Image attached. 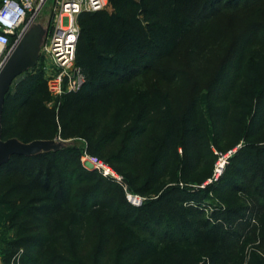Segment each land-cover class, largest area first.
<instances>
[{
	"label": "trees",
	"instance_id": "trees-1",
	"mask_svg": "<svg viewBox=\"0 0 264 264\" xmlns=\"http://www.w3.org/2000/svg\"><path fill=\"white\" fill-rule=\"evenodd\" d=\"M248 1L111 0L112 11L82 13L78 17L76 64L86 83L80 90L66 93L58 106L49 107L48 82L41 69L35 67L34 74L17 83L6 97L3 139L16 138L24 143L50 141L59 129L65 140L83 134L87 130L86 117L93 108L105 109L114 104L122 86L147 71L168 79V70L161 59L175 54L197 21L214 18ZM255 28L259 31L262 26ZM260 73L264 82V63ZM219 81L217 77L214 83L217 85ZM214 90L219 92L218 88ZM165 108L161 102L147 118L158 142L155 159L147 168L152 186L158 173L168 167L170 155L179 167L182 180L189 179L198 169L205 147V125L196 120L193 106L183 113ZM257 114L259 118L254 124H264V95ZM8 120H12L11 125ZM137 144L127 153L133 165L140 162L137 153L140 144ZM77 162L76 157L60 150L31 157L13 156L0 167V196L12 211L10 222L17 228L8 262L21 250L41 253L43 237L36 234L43 229L52 233L57 221L72 219L73 208L55 181L58 164L68 168ZM232 162L234 165L227 167L228 172H237L242 185L230 179L224 185L241 196L238 201L242 198L245 203L240 205L236 201L212 208L210 214L203 208L205 198L201 191L194 192L188 186H170L156 198L136 207L125 200L130 189L125 190L124 185L101 174L82 177L78 183L90 185L82 193L79 212L84 214L89 206H99L114 213L116 222L108 231H95L98 254L111 259L118 252L123 264H140L152 253L153 245L149 241L138 243L129 235L122 239L117 224L125 223L146 232L160 244L192 243L190 257L205 258L207 264H256L246 263L243 252L244 244L251 239L259 243L256 248L264 253V148L257 158L239 152ZM236 164L244 165L245 171ZM18 178L22 181L10 182ZM123 207L125 213H121ZM258 231L262 234L258 235ZM47 264L65 262L53 259Z\"/></svg>",
	"mask_w": 264,
	"mask_h": 264
},
{
	"label": "rangeland",
	"instance_id": "rangeland-1",
	"mask_svg": "<svg viewBox=\"0 0 264 264\" xmlns=\"http://www.w3.org/2000/svg\"><path fill=\"white\" fill-rule=\"evenodd\" d=\"M105 3V10L112 11L111 0H105ZM49 21L48 6L34 25L47 30ZM256 25H261V30L256 31ZM14 43L13 40L10 48ZM263 63L264 0L242 2L238 8L225 10L208 20L197 21L182 39L175 54L161 59V64L168 70V79H163L153 71L144 72L121 87V95L114 104L105 109L97 106L93 108L86 117L87 130L83 134L65 140L59 129L53 140L64 145L61 149L63 152L78 159L75 166L68 168L58 164L55 181L67 204L73 208V215L68 222L57 221L54 232L43 229L36 234L43 237L41 253L21 250L14 254L10 262L7 261L17 228L10 222L12 211L3 204L0 196V264H47L53 259H60L65 264H123L118 252L111 259L98 254V233L95 231H108L116 223L113 221L114 213L99 206H89L84 214L79 212L82 193L90 185L78 183L79 180L101 174L92 160H99L118 179H122L125 190L130 189L125 194V200H128L129 195L137 196L142 199L141 206L170 186H188L194 192L201 191L205 198L203 208L208 214L212 208L225 207L236 201L244 205L245 200L241 198L238 201L241 196L232 193L224 182L230 179L242 185L237 172H228L227 167L233 164L232 158L239 152L257 158L264 148V124H254L256 119L258 121L257 113L264 95V82L261 81L260 73ZM44 65L45 59L40 51L36 69L43 72ZM33 70L19 76L10 90L27 76L33 75ZM217 77L220 81L216 85L214 80ZM214 87L219 89L218 93ZM211 88L214 91L211 92ZM63 97L52 95L47 105L56 107ZM161 102L165 109L181 113L193 106L196 120L205 125V147L200 155V165L189 179L182 180L179 167L173 155H170L168 167L158 173V179L152 186L148 182L147 168L155 159L158 142L147 118ZM11 123L12 120H8V125ZM135 143L140 144H137L139 165L130 164L132 157L127 154ZM225 157L224 169L217 174V166ZM133 161H136L135 158ZM236 167L245 171L242 164H236ZM108 179L120 184L114 177ZM15 181L22 179L10 180ZM92 203L91 200L90 205ZM121 213H125L124 207ZM117 227L122 239L129 235L135 242L152 243V253L140 264H207L205 258L190 257L192 243L160 244L156 238H151L139 228L125 223L117 224ZM259 234L262 232L258 231ZM258 244L251 239L244 244L246 263L264 264V253L257 250Z\"/></svg>",
	"mask_w": 264,
	"mask_h": 264
},
{
	"label": "built area",
	"instance_id": "built-area-1",
	"mask_svg": "<svg viewBox=\"0 0 264 264\" xmlns=\"http://www.w3.org/2000/svg\"><path fill=\"white\" fill-rule=\"evenodd\" d=\"M139 2L140 0H135ZM49 6L50 21L41 51L45 59L44 77L51 96L62 98L66 93L80 90L86 78L76 64L77 43L80 35L78 17L82 13L105 10V0H1L0 1V70L12 48L34 26L43 10ZM14 40L12 48L11 43ZM222 159L217 174L225 166ZM95 168L105 177H114L120 184L122 179L99 160H92ZM223 164V165H222ZM129 202L140 207L142 199L128 196Z\"/></svg>",
	"mask_w": 264,
	"mask_h": 264
},
{
	"label": "water",
	"instance_id": "water-1",
	"mask_svg": "<svg viewBox=\"0 0 264 264\" xmlns=\"http://www.w3.org/2000/svg\"><path fill=\"white\" fill-rule=\"evenodd\" d=\"M46 34L47 30L42 26L34 25L12 48L0 70V167L8 163L13 156H37L60 151L64 147L56 140H37L24 143L16 138L3 139V113L6 97L13 82L22 74L36 67Z\"/></svg>",
	"mask_w": 264,
	"mask_h": 264
}]
</instances>
